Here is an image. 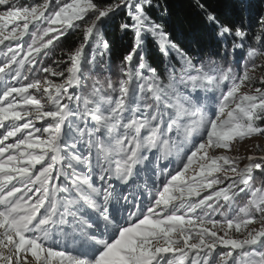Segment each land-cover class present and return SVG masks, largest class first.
Returning <instances> with one entry per match:
<instances>
[{
  "label": "snow or ice",
  "instance_id": "snow-or-ice-1",
  "mask_svg": "<svg viewBox=\"0 0 264 264\" xmlns=\"http://www.w3.org/2000/svg\"><path fill=\"white\" fill-rule=\"evenodd\" d=\"M175 7L0 0V264H264V0Z\"/></svg>",
  "mask_w": 264,
  "mask_h": 264
},
{
  "label": "trees",
  "instance_id": "trees-1",
  "mask_svg": "<svg viewBox=\"0 0 264 264\" xmlns=\"http://www.w3.org/2000/svg\"><path fill=\"white\" fill-rule=\"evenodd\" d=\"M173 3H174L175 5H177V7H175V8L173 9L174 12L176 13V15H177L181 20H184V30H185V31H188V26H189L190 21H188L187 19H185L183 8L180 7V5H182V4L185 3V0H173Z\"/></svg>",
  "mask_w": 264,
  "mask_h": 264
},
{
  "label": "rangeland",
  "instance_id": "rangeland-1",
  "mask_svg": "<svg viewBox=\"0 0 264 264\" xmlns=\"http://www.w3.org/2000/svg\"><path fill=\"white\" fill-rule=\"evenodd\" d=\"M251 147L249 143H241L237 146L236 152L240 155L247 154V150Z\"/></svg>",
  "mask_w": 264,
  "mask_h": 264
}]
</instances>
